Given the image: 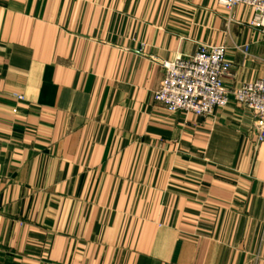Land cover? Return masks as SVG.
<instances>
[{
  "label": "crops",
  "instance_id": "0c3cea01",
  "mask_svg": "<svg viewBox=\"0 0 264 264\" xmlns=\"http://www.w3.org/2000/svg\"><path fill=\"white\" fill-rule=\"evenodd\" d=\"M228 18L217 0H0V264H264L251 114L153 100L198 45L226 49L227 91L264 80L251 11Z\"/></svg>",
  "mask_w": 264,
  "mask_h": 264
},
{
  "label": "built area",
  "instance_id": "2783aa9c",
  "mask_svg": "<svg viewBox=\"0 0 264 264\" xmlns=\"http://www.w3.org/2000/svg\"><path fill=\"white\" fill-rule=\"evenodd\" d=\"M228 13L243 6L252 13L248 28L257 33L264 48V0H217ZM248 55V45L241 48ZM164 76L153 94V100L166 113L191 114L211 117L215 111L225 109L230 102L247 110L253 119L255 144L264 143V80H256L227 91L223 80L231 70L223 46L198 45L187 58H176L161 64ZM22 101V97H15Z\"/></svg>",
  "mask_w": 264,
  "mask_h": 264
},
{
  "label": "rangeland",
  "instance_id": "374dc122",
  "mask_svg": "<svg viewBox=\"0 0 264 264\" xmlns=\"http://www.w3.org/2000/svg\"><path fill=\"white\" fill-rule=\"evenodd\" d=\"M229 19V18H228ZM227 23H228V20L225 22V25H227Z\"/></svg>",
  "mask_w": 264,
  "mask_h": 264
}]
</instances>
